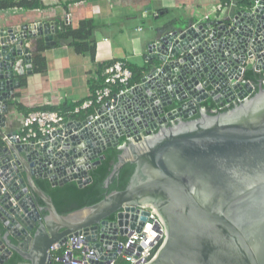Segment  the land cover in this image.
Wrapping results in <instances>:
<instances>
[{
    "label": "water",
    "instance_id": "obj_1",
    "mask_svg": "<svg viewBox=\"0 0 264 264\" xmlns=\"http://www.w3.org/2000/svg\"><path fill=\"white\" fill-rule=\"evenodd\" d=\"M144 12L156 14L149 7ZM216 15L158 33L146 44L149 66L139 81L84 119L68 120L38 140H2L0 264L14 254L16 264H47L51 246L79 233L99 252L107 227L114 240L140 231L148 214L140 206L164 225L145 264H264V84L231 108L198 111L207 99L221 106L253 89L241 80L247 66L264 69V0ZM57 30L56 21L0 24V136L20 76L32 74L26 40L54 45ZM121 141L103 184L132 163L124 189L60 214L36 185V178L52 186L90 183L88 171Z\"/></svg>",
    "mask_w": 264,
    "mask_h": 264
},
{
    "label": "crops",
    "instance_id": "obj_2",
    "mask_svg": "<svg viewBox=\"0 0 264 264\" xmlns=\"http://www.w3.org/2000/svg\"><path fill=\"white\" fill-rule=\"evenodd\" d=\"M44 4L39 9L9 8L0 11V24H21L37 21H68L73 27L81 19H93L96 24L94 40L96 43L95 59L97 62L126 60L143 55L146 45L141 43L137 35L127 36L129 24L139 18H155L169 12V10L183 9L184 14L193 17V13L201 6L211 13V7L217 0H41ZM252 0H240L229 6L226 12L244 6ZM152 13L145 15V8ZM199 17L197 19H204ZM196 20V19H195ZM141 30L136 27L135 31ZM54 35V34H53ZM42 39V38H36ZM36 39L26 40L30 51ZM47 61V73L41 75L32 73L27 75L26 85L16 90L15 100L27 107L42 105H59L63 102L76 103L86 101L91 96L90 77L94 76L95 68L89 54H78L74 49L62 43L49 47L44 51ZM13 100V99H12ZM211 102V100H207ZM213 103V102H211ZM11 111L19 117L22 112L14 105ZM69 117L68 120H82L84 118ZM20 121L6 127V132L18 128Z\"/></svg>",
    "mask_w": 264,
    "mask_h": 264
},
{
    "label": "built area",
    "instance_id": "obj_3",
    "mask_svg": "<svg viewBox=\"0 0 264 264\" xmlns=\"http://www.w3.org/2000/svg\"><path fill=\"white\" fill-rule=\"evenodd\" d=\"M240 0H217L211 7L213 14L222 15L225 13L229 6L234 5ZM204 19L206 17H203ZM247 69H252L247 66ZM253 70V69H252ZM254 71V70H253ZM256 72V71H255ZM263 74L264 84V69L259 71ZM104 77L103 86L97 88L94 92L93 98L82 102L79 106H76L73 112H78L80 109H86L95 103L94 109L103 103L106 99L110 98L113 92L112 88L115 86H122L116 93H123L127 88L133 87L134 84H129L132 78V71L127 66L126 60H114L109 65H106L102 71ZM250 82L245 80L244 76L241 80V84ZM252 84V83H251ZM253 89L243 97H236L230 101L225 102L223 105L218 106L211 99L208 102L212 106L207 107L201 102L198 105V111H207L208 113H217L219 111L226 110L232 106L241 103L248 99L254 92L255 87L252 84ZM69 117L64 118L57 111L50 110H37L29 112L28 114H22L17 117L13 111L10 110L8 114L7 126L13 125L16 120L20 121L18 128L14 129L17 134L7 136L6 127L2 129L4 133L0 136L1 140H9L10 138H18L21 142H28L29 140H38V138L51 134L54 130L61 128ZM174 123L175 120H169ZM125 141H121L117 148H119ZM140 210H146L148 212L147 219L140 229V231H130L128 235L114 240L111 227H107L106 234L109 236L103 244V248L97 252L96 249L90 246V240L85 233H79L67 237L65 242L61 246L53 245L50 247V258L47 264H145L148 262L156 251L164 233V225L160 221L158 214L148 208L139 207ZM112 220V218L110 219ZM94 231H90L89 235H94Z\"/></svg>",
    "mask_w": 264,
    "mask_h": 264
},
{
    "label": "trees",
    "instance_id": "obj_4",
    "mask_svg": "<svg viewBox=\"0 0 264 264\" xmlns=\"http://www.w3.org/2000/svg\"><path fill=\"white\" fill-rule=\"evenodd\" d=\"M13 7L32 10L43 8L44 4L41 0H0V11ZM96 27L97 26L93 19H81L76 27H73L68 21H60L58 24V30L53 35V39L55 41L54 45H46L43 39L35 40L34 47L30 51V65L32 73L46 75L47 61L44 56V51L49 47L59 46L62 43H67V45L71 46L76 53H86L90 56L92 64L95 68L94 76L90 77L89 79V87L91 90L90 98H93L95 90L103 86L104 77L102 75V71L104 67L113 62L111 60L97 62L95 59L96 43L94 40V31ZM127 66L132 71V78L130 79L129 84L138 82L142 76L143 70L128 62ZM244 78L245 80L251 81L255 87L254 92H256L259 88V84L263 80V74L255 72L252 69H247L244 72ZM26 81V75L20 76L21 87L26 85ZM121 88L122 86L118 85L113 87L112 90L113 92H117ZM82 102L83 101H78L76 103L63 102L59 105L27 107L13 99L9 101V104L14 105L19 111L22 112V114H28L29 112L37 110H50L57 111L64 118L75 117L76 115L79 116L78 118H85L93 112L96 105L94 103L89 108L80 109L76 113L73 112L74 108L79 106ZM203 105L207 107L212 106L208 102L203 103ZM196 116L197 115H195V117ZM1 142L2 140L0 139V143ZM119 153L120 150L117 147L107 148L103 152L104 158L101 160V162L88 171V174L92 179L91 182L82 187H79L75 181H68L62 185L52 186L50 182L44 178H36L35 183L48 197L51 198L56 210L60 214H67L71 211L92 205L100 201L107 193L112 190H122L125 188L134 170V164L132 163H126L123 165L119 171V174L107 188H105L103 184L105 178L112 170L114 163L117 161V156ZM38 202L41 205L43 204L40 199H38ZM19 260L20 257L14 254L8 260L7 264H16Z\"/></svg>",
    "mask_w": 264,
    "mask_h": 264
},
{
    "label": "rangeland",
    "instance_id": "obj_5",
    "mask_svg": "<svg viewBox=\"0 0 264 264\" xmlns=\"http://www.w3.org/2000/svg\"><path fill=\"white\" fill-rule=\"evenodd\" d=\"M202 16L207 17L210 20L217 17V15L212 12L208 13L207 8L204 6H201L197 11H195L193 13V17L184 14L183 9L169 10V12L161 15L158 19L152 17L141 19L138 17L137 20L129 24L130 27L128 28L126 35L129 37L137 35L140 38L141 43L146 45L147 43L153 41L158 33L165 32L166 28L170 30H179L185 28L191 20H195ZM136 27H141V30H137L138 32H136ZM130 63L136 65L141 70H143L144 67L149 66V62L145 60L144 55L131 58ZM152 64L156 65L157 61H154Z\"/></svg>",
    "mask_w": 264,
    "mask_h": 264
}]
</instances>
